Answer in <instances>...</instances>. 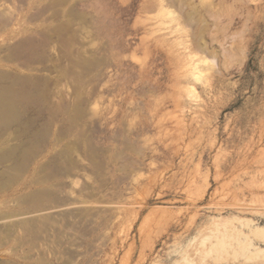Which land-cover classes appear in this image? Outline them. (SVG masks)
I'll use <instances>...</instances> for the list:
<instances>
[{"label": "rangeland", "instance_id": "1", "mask_svg": "<svg viewBox=\"0 0 264 264\" xmlns=\"http://www.w3.org/2000/svg\"><path fill=\"white\" fill-rule=\"evenodd\" d=\"M0 75V264H264V0H0Z\"/></svg>", "mask_w": 264, "mask_h": 264}, {"label": "bare ground", "instance_id": "2", "mask_svg": "<svg viewBox=\"0 0 264 264\" xmlns=\"http://www.w3.org/2000/svg\"><path fill=\"white\" fill-rule=\"evenodd\" d=\"M6 73H5V75H6ZM3 84H4L3 80L0 78V92L2 93V94H0V135H3L4 132H7V130H9L13 127H16V131H17L19 137H24V136H26L28 131L24 130L25 125L23 124V122L20 118V115H18V113H17L18 111L16 109H17L18 101L14 100L13 93H11L9 91L10 88L7 87V85L5 86ZM14 95H15V93H14ZM21 160L24 161L27 159L24 158V155L20 154L19 156H17V154L15 152H11V151L0 155V165L2 164V166H3V164H5L6 162H10V163H13L15 165L14 166L15 168L5 167L4 172L2 171L3 175L8 178L7 183H5L6 186L8 185V182H10L16 178L18 171H19L18 168L20 167L19 169H21V167L23 165V164H21L22 163L21 162L20 166H19V162ZM16 165H17V167H16ZM240 234H241V232L239 229L235 230L233 228L232 229L226 228L222 234V238H219L217 240L216 245H220V246L224 245L225 244V242H224L225 237H232V240H234V239L238 238ZM245 238H246V242L240 241L238 243L240 246H244V247L249 246L251 244V241L255 238H262L264 240V227L250 228L248 230V233L245 235Z\"/></svg>", "mask_w": 264, "mask_h": 264}]
</instances>
